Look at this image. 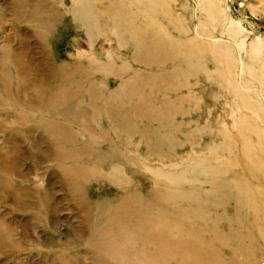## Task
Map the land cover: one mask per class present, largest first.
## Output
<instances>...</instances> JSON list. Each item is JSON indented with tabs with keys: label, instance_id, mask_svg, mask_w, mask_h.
<instances>
[{
	"label": "rangeland",
	"instance_id": "rangeland-1",
	"mask_svg": "<svg viewBox=\"0 0 264 264\" xmlns=\"http://www.w3.org/2000/svg\"><path fill=\"white\" fill-rule=\"evenodd\" d=\"M0 264H264V0H0Z\"/></svg>",
	"mask_w": 264,
	"mask_h": 264
},
{
	"label": "bare ground",
	"instance_id": "bare-ground-1",
	"mask_svg": "<svg viewBox=\"0 0 264 264\" xmlns=\"http://www.w3.org/2000/svg\"><path fill=\"white\" fill-rule=\"evenodd\" d=\"M76 9H78V10H77V12H78L77 17H81V16H82V11H83V10H81V11L79 12V7L76 8ZM80 9H82V8H80ZM81 18H83V16H82ZM158 135H159V134H158V131H155V132H154L155 140H156L157 143L160 144V142H162V140H161V137L158 136ZM198 166H199V165H198ZM203 172H204V171H203ZM201 174H202V173H201ZM204 174H205V172H204ZM179 178H180V177H179Z\"/></svg>",
	"mask_w": 264,
	"mask_h": 264
}]
</instances>
